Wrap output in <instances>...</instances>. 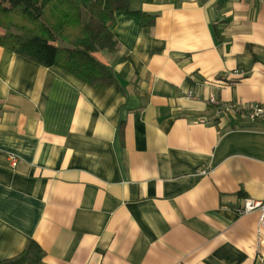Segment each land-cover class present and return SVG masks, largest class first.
Segmentation results:
<instances>
[{"label":"crops","instance_id":"obj_1","mask_svg":"<svg viewBox=\"0 0 264 264\" xmlns=\"http://www.w3.org/2000/svg\"><path fill=\"white\" fill-rule=\"evenodd\" d=\"M130 7L153 21L115 13V84L0 46V262L259 264L264 120L210 102L264 105V0Z\"/></svg>","mask_w":264,"mask_h":264},{"label":"trees","instance_id":"obj_2","mask_svg":"<svg viewBox=\"0 0 264 264\" xmlns=\"http://www.w3.org/2000/svg\"><path fill=\"white\" fill-rule=\"evenodd\" d=\"M117 12L153 21L131 9L130 0H0V46L39 65L60 67L85 83L115 84L101 54L116 51ZM213 31L220 40L219 31ZM42 256L30 239L20 254L0 264H38Z\"/></svg>","mask_w":264,"mask_h":264},{"label":"built area","instance_id":"obj_3","mask_svg":"<svg viewBox=\"0 0 264 264\" xmlns=\"http://www.w3.org/2000/svg\"><path fill=\"white\" fill-rule=\"evenodd\" d=\"M238 74H242L239 71ZM226 75H222L221 80L226 79ZM210 104L215 109L217 116L224 114H234L235 116H242L246 120L254 123L259 120H264V105L256 103L247 104H231V103H220L214 99L211 100ZM11 165H15V159H11ZM201 174H205L206 170L202 169L199 171ZM254 210H259L262 213V220L264 221V201L254 198H244L240 209L241 213H248ZM259 264H264V256L259 258Z\"/></svg>","mask_w":264,"mask_h":264}]
</instances>
